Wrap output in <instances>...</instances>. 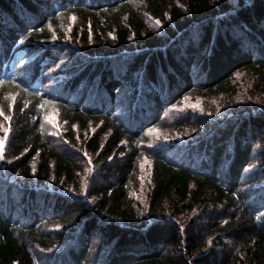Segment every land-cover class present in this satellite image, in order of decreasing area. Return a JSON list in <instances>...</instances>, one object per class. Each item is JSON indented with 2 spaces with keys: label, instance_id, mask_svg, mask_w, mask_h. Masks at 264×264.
<instances>
[{
  "label": "trees",
  "instance_id": "obj_1",
  "mask_svg": "<svg viewBox=\"0 0 264 264\" xmlns=\"http://www.w3.org/2000/svg\"><path fill=\"white\" fill-rule=\"evenodd\" d=\"M0 121V264H264V0H0Z\"/></svg>",
  "mask_w": 264,
  "mask_h": 264
},
{
  "label": "rangeland",
  "instance_id": "obj_2",
  "mask_svg": "<svg viewBox=\"0 0 264 264\" xmlns=\"http://www.w3.org/2000/svg\"><path fill=\"white\" fill-rule=\"evenodd\" d=\"M150 25L149 26H156L155 24V21H153L152 19H148ZM238 78H245V75L244 74H239L238 75ZM244 87L239 89L240 92H238L237 94L235 95H221V96H217V97H213L212 99L218 104V108L215 110L216 113H213V114H216L218 116H225L228 112L232 111L233 110V107L235 108H241L243 107L242 105H244V103H246V101L244 100ZM245 91H247V88H245ZM14 99V97H13ZM202 102H205L203 98H199L198 101L197 100H191V98H186L183 100V104L178 106V107H175L173 109V111H177L179 112L180 114V117L181 115H184L189 108L191 109H194V110H203V111H206L205 108H203L201 106V103ZM177 116V115H176ZM174 118H177V117H174ZM7 121H9V119L7 118ZM47 121H50L51 124H53V126L56 127V124H55V119H54V115L53 114H50L47 118ZM46 121V122H47ZM1 125H0V152H1V149L3 148V141H4V133L6 131V126H5V123L3 121H0ZM9 123V122H7ZM47 127L49 129V132H50V135L54 133L55 129L51 128V126L47 124ZM153 137H156L158 138L160 136V133L159 132H154L152 134ZM178 135H174L172 133H166L163 137L164 138H176ZM180 138V137H178ZM148 162L147 158L144 159V165H147L146 163ZM150 165L147 166V168H149Z\"/></svg>",
  "mask_w": 264,
  "mask_h": 264
},
{
  "label": "snow or ice",
  "instance_id": "obj_3",
  "mask_svg": "<svg viewBox=\"0 0 264 264\" xmlns=\"http://www.w3.org/2000/svg\"><path fill=\"white\" fill-rule=\"evenodd\" d=\"M156 23H157V24H159V23H160V21H159V20H157V21H156ZM0 158H2V157H0Z\"/></svg>",
  "mask_w": 264,
  "mask_h": 264
}]
</instances>
